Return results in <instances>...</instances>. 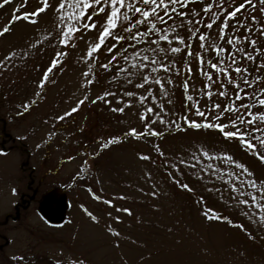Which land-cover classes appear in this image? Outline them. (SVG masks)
I'll return each mask as SVG.
<instances>
[{"label":"rangeland","instance_id":"374dc122","mask_svg":"<svg viewBox=\"0 0 264 264\" xmlns=\"http://www.w3.org/2000/svg\"><path fill=\"white\" fill-rule=\"evenodd\" d=\"M50 3L54 6L57 0ZM38 7L40 0H0V27L10 17L31 13ZM201 7L189 5L198 11ZM252 14L264 24L259 11ZM246 15L241 10L229 25ZM32 19L37 22L19 19L11 23L10 30L0 36V59L9 52L17 54L7 68L0 66V223L5 221L0 225V264H54L61 256L65 258L61 264H72L77 257L81 264H264V222L260 221L264 209L236 204L237 194L230 191L227 172L240 170L234 164L227 165V171H216V175L200 170L205 164L214 165L213 170L225 167L215 155L227 152L245 163L255 178L264 179V161L237 141L225 140L212 130L189 128L178 118L187 113L188 95L202 106L207 103L208 97L203 95L207 80L202 75V71H209L207 64L199 65L195 56L185 51L167 53V59L160 52L152 56L146 51L150 46L147 42L137 45L129 40L119 42L120 57L105 69L100 65L111 59L115 49L108 53L102 46L94 57L83 59L88 44L97 41L99 26L81 27L66 46L56 39L58 21L52 7ZM93 20L103 22L104 16H93ZM207 21L208 17L201 14L196 17L195 28L186 21L177 33L186 38L192 54L199 51L205 60L214 62L211 50L205 53L198 48V35H190L198 29L207 31L210 41L215 40L221 21L212 29L206 28ZM80 23L90 22L83 19ZM258 31L259 24L248 33L249 39L256 38V47L264 49V38L257 36ZM237 34L243 37L244 29ZM114 42L109 37L105 45ZM160 46L167 47V43ZM173 46L184 47L178 42ZM238 46L257 57L241 61L249 66V79L264 74V68L256 71L261 62L259 54L246 41L238 42ZM133 49L150 55L152 60L172 62L171 70L165 71L151 61H143L149 65L147 69L132 67L139 62L132 57ZM59 51L67 55L58 58L59 64L40 85L44 72L53 67L51 58ZM124 54L130 57L128 61L123 60ZM153 67L157 72H152ZM157 75L164 81L168 96L154 83ZM183 81L188 89H183ZM139 84L144 87H137ZM216 87L211 90L215 92ZM106 92L109 95L105 96ZM128 92L133 95L127 96ZM212 99L223 103L221 97ZM77 101L82 103L77 106ZM73 107L75 111H71ZM117 108L123 111H114ZM146 108H153V112H146ZM208 108L212 110L211 104ZM157 113L163 117V124L157 120ZM142 115L160 136L128 135L130 128L143 132ZM113 137L119 139L107 148L100 147ZM202 145L210 155L214 151L213 159L192 161L193 152ZM141 155L150 158L141 159ZM179 159L196 167L180 165L181 175L166 166V162ZM170 175L179 176L193 191L180 188ZM249 191L245 189L243 198ZM31 195L26 207L19 205L21 198ZM201 197L207 208L233 223L205 219ZM108 199L112 204L105 203ZM55 202L60 207L53 218L43 219L37 209ZM122 207L130 209V214L116 210ZM89 212L97 217L95 221ZM117 216L120 220L115 219ZM14 256H22L24 261L13 260Z\"/></svg>","mask_w":264,"mask_h":264},{"label":"snow or ice","instance_id":"6c2138e0","mask_svg":"<svg viewBox=\"0 0 264 264\" xmlns=\"http://www.w3.org/2000/svg\"><path fill=\"white\" fill-rule=\"evenodd\" d=\"M7 2L8 0H4V3ZM26 2L27 0H25ZM40 2L41 7L36 8L31 13L20 12L18 15L10 17L9 21L3 27H0V36L6 34L10 30L11 23L19 19L31 20L32 23H36L37 20L32 18L52 7L58 21L56 39L61 45H69L74 35L80 32L81 27L96 29L99 26L97 41L88 44L86 56L83 59L94 57V54H97L102 46H105L108 53H113L115 49L116 53L111 56V59L100 65L105 69L112 67L113 62L120 57V51L117 48L120 41L130 40L137 45L147 42L150 45L146 50L147 53H151L152 56H155L157 52L164 53L165 59H167V53L176 55L181 51H185L188 55H194L199 61V65L207 64L209 69V71H202V75L207 80L204 85L203 95L208 97V101L202 106L200 101L194 100L193 95H188L187 113L180 115L178 118L189 128L197 131L212 130L221 134L225 140L237 141L242 147L252 150L261 161H264V154H260L261 150H264V110H255L257 108L264 109V87L260 86L264 83V74H256L249 79V66L247 63L242 64L241 61H253L257 57L246 51L243 46H238V42L246 41L259 54L261 62L256 65V71L259 73V69L264 68V49L256 47L258 40L256 38L249 39L248 33L255 31L256 25L259 24L257 36L264 38V24L260 23L258 17L252 14L259 11L261 16H264V0H242L240 3H236V0H57L54 6L50 3V0H40ZM257 3L260 5L259 9H257ZM190 4L202 5V7L198 11L196 8H189ZM229 8L232 10H228ZM241 10H245L247 15L241 16L239 20H236L230 26L229 20L240 14ZM201 14L208 17L207 29H212L213 25L217 21H221V17H223V20L218 25V36L215 40L210 41L207 31L199 32L196 29L190 33L193 36L198 35V39L201 42L198 48H203L205 53L209 50L213 52L214 62L211 58L205 60L204 55L199 51L192 54L189 51L190 46L185 43L186 38L177 33V28H183L186 21L192 22L195 28L196 17L201 16ZM93 16H104V20L103 22L93 20ZM83 19H87L90 23L82 25L80 22ZM241 28L245 32L243 37L237 34ZM117 29L118 31H114ZM229 31L233 33L231 36L228 35ZM109 37H112L115 42L111 46H106L105 41ZM161 42H166L167 47H161ZM174 42H178L179 45H184V47L173 46ZM14 55L17 54L9 52L5 55L0 59V66L7 68ZM66 55V51L55 52L54 57L51 58L53 67L44 72V79L39 81L40 85L45 84V81L49 78V73L59 64L60 60L58 58ZM238 56L239 60L237 59ZM132 57L139 60L138 63H133L132 67L147 69L149 65L143 61H151L154 64H159L160 68L165 71L171 70L172 62L165 64L158 59L152 60V57L144 54L143 51L133 49ZM122 58L125 61L130 59L127 54H124ZM95 62L99 64L98 60ZM151 70L152 72H157L154 67ZM91 71L90 62L89 73ZM89 73L84 75L87 76ZM144 79L147 80V77H144ZM85 83L90 84L92 81L85 80ZM154 83L161 87L165 96H168V91L164 88V81L158 75ZM167 83L171 84L172 80L168 79ZM217 85L218 87H216ZM137 87L142 88L144 84H139ZM182 87L183 89H188V83L183 81ZM214 87H216L215 92L211 90ZM230 89L233 90L232 95H229ZM104 95L107 96L109 93L106 92ZM126 95L131 97L133 94L128 92ZM214 96L223 98V103L215 102L212 99ZM152 98L156 99V97ZM97 99H102V97L98 96ZM140 100H144V96H141ZM80 103L82 101H77V106ZM208 104H211V111H209ZM75 110V107L71 109V111ZM114 111H123V109L117 108ZM145 111L153 112V108H146ZM65 115H68V113L66 112ZM156 116L157 120L163 124V117L159 113ZM193 116L195 118H191ZM57 119H62V117H57ZM141 119L144 120L143 132L130 128L128 130L129 136H143L145 133L149 136L161 135L159 131L149 126L143 115ZM169 125H171V122H169ZM118 139L119 137H113L112 140L101 144L100 147L107 148L113 140ZM206 149V145L196 149L191 156V160L199 162L201 157H207L209 160L213 159L214 151L210 155V151ZM197 152L200 155H197ZM140 158L149 159L150 157L141 155ZM215 158L222 160L225 167L213 170L215 168L214 165L205 164L200 169L201 172L203 173L207 170L211 171L212 175H216V171H227L226 166L234 164L240 172L228 171L227 175L230 182V191L237 194L236 204L251 205L256 209H264V179L255 178L245 163L234 159L227 152H221L219 155H215ZM180 165L196 167L195 163L189 165V162L184 159H179L178 162H166V166L176 172H181ZM181 175H183L182 172ZM169 178L180 188L193 191L187 183L182 182L179 176L170 175ZM247 188H250L251 191L247 192V198H243L246 195L245 189ZM15 191L13 189V192ZM151 195L155 196L156 193L152 192ZM120 198L123 199L124 197L121 196ZM199 202L202 205L205 219H223L227 223H233L228 217L222 216L212 208H207L203 197L200 198ZM105 203L112 204V200L108 199ZM116 210L130 214V209L126 207L117 208ZM88 215L91 220L95 221L97 219L91 212ZM108 215L111 217V213H108ZM115 219L120 220V217L117 216ZM260 221L264 222V214L260 215ZM236 226L243 227L240 224H236ZM109 230L112 231L111 228ZM115 234L119 235L118 232ZM12 259L24 261L22 256H14ZM63 259L65 258L61 256L55 260L54 264H61ZM72 264H81V261L78 257L73 258Z\"/></svg>","mask_w":264,"mask_h":264},{"label":"water","instance_id":"95a60500","mask_svg":"<svg viewBox=\"0 0 264 264\" xmlns=\"http://www.w3.org/2000/svg\"><path fill=\"white\" fill-rule=\"evenodd\" d=\"M59 207L58 203H54L49 206L40 207L38 209V212L41 214L42 217H48L50 216L57 208Z\"/></svg>","mask_w":264,"mask_h":264},{"label":"flooded vegetation","instance_id":"af4514ba","mask_svg":"<svg viewBox=\"0 0 264 264\" xmlns=\"http://www.w3.org/2000/svg\"><path fill=\"white\" fill-rule=\"evenodd\" d=\"M33 195V194H32ZM32 195L31 196H29V197H27L26 196V198H21V200L19 201V205L20 206H27L28 205V203H29V201L32 199ZM22 197V196H21ZM11 220L12 221H15L16 220V218L15 217H13V218H11ZM50 220V219H49ZM1 224H5V221H3L2 223H0V225Z\"/></svg>","mask_w":264,"mask_h":264}]
</instances>
